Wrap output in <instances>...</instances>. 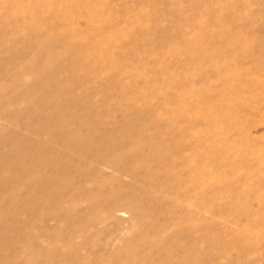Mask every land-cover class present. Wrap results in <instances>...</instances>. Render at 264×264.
Instances as JSON below:
<instances>
[{
    "label": "rangeland",
    "instance_id": "374dc122",
    "mask_svg": "<svg viewBox=\"0 0 264 264\" xmlns=\"http://www.w3.org/2000/svg\"><path fill=\"white\" fill-rule=\"evenodd\" d=\"M121 262L264 264V0H0V264Z\"/></svg>",
    "mask_w": 264,
    "mask_h": 264
},
{
    "label": "bare ground",
    "instance_id": "6f19581e",
    "mask_svg": "<svg viewBox=\"0 0 264 264\" xmlns=\"http://www.w3.org/2000/svg\"><path fill=\"white\" fill-rule=\"evenodd\" d=\"M27 66H28V65H27ZM29 67H30V66H29ZM30 68H31V67H30ZM67 139L70 141V138H67ZM68 140L66 141V139H65L66 142L64 141V143H66V145H67V144H68V145L70 144ZM64 145H65V144H64ZM45 156H46V155H45ZM115 157H116V156H114V158H115ZM46 158H47V157H46ZM52 159H53V158H52ZM14 161H15V160H14ZM16 162H18V161L16 160ZM19 162H20V161H19ZM8 163H9V162H8ZM9 164H10V163H9ZM34 173H35V172H34ZM31 175H32V174H31ZM46 179H47V178H46ZM43 180H44V179H43ZM47 180H48V179H47ZM49 180H50V178H49ZM54 180H55V179H54ZM42 182H43V181H42ZM44 182H45V181H44ZM44 182H43V183H44ZM48 182L51 183V180L48 181ZM45 184H46V183H45ZM45 184H44V185H45ZM46 186H48V185H46ZM48 188H49V186H48ZM51 188H52V186H51ZM56 190H57V189H56ZM56 190L54 189V191H56ZM54 191H53V192H54ZM56 192H57V191H56ZM56 195H57V194H56ZM192 215H193V214H192ZM193 216H194V215H193ZM189 217H190V216H189ZM167 219H169V218L167 217ZM168 221H170V220H168ZM153 244H154V243H153ZM141 260H142V259H141ZM118 261H119V260H118ZM120 261H121V260H120ZM115 262H116V261H115ZM122 262H123V261H122ZM122 262H121V263H122ZM121 263H120V264H121ZM139 263H140V260H139ZM117 264H118V263H117ZM122 264H124V263H122Z\"/></svg>",
    "mask_w": 264,
    "mask_h": 264
}]
</instances>
